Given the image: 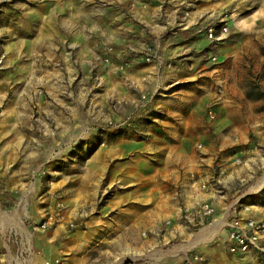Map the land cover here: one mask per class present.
<instances>
[{
    "label": "crops",
    "instance_id": "crops-1",
    "mask_svg": "<svg viewBox=\"0 0 264 264\" xmlns=\"http://www.w3.org/2000/svg\"><path fill=\"white\" fill-rule=\"evenodd\" d=\"M25 1L31 12L27 18L37 27L26 37V53L37 50V58L44 64L48 59L57 73H68L67 78L51 76L52 82L78 81L75 76L79 72L82 80L95 74L100 86L111 88L112 93L119 76L126 72L121 79L127 87L125 97L137 109L142 94L151 107L145 113L150 123L142 125L140 134L112 136L104 151L95 149L102 159L100 166L108 168L111 163L110 176L104 180L90 175L84 180L120 184L114 185L105 210L98 212V207L84 205L70 212V217L75 213L82 218L79 226L71 227L74 231L66 226L75 218L58 224L64 210L54 227H48L47 235L39 239L34 233L36 262L54 264L60 259L63 264H94L87 253H74L86 246L93 249L101 230L110 227L115 233L140 232L138 238L113 239L130 248L132 257L127 264H133L135 257L142 264H187L188 259L190 264H246L248 260L264 264V253L231 254L224 227L235 213L250 217L253 202L248 199L264 188V176L256 177L253 191L237 189L232 193L234 183L245 186L253 177L248 168L238 166L244 158L254 154L260 158L251 167H263L264 77L258 80L260 90L250 88L255 73L262 71L264 52L211 50L206 38V28L214 19L234 12V8H253L249 14L252 29L247 31H264V13L260 14L264 2ZM16 39L14 46L12 42L9 48L4 46V50L16 51L15 59L16 54L24 55L21 48L17 52L22 37ZM148 53L158 59L146 63L143 56ZM212 56L216 62H211ZM17 66L22 69L21 64ZM121 66L125 70L121 71ZM209 111L214 119L208 117ZM67 188L73 192L67 201H74L80 188ZM240 201L243 203L237 204ZM205 205L213 209L212 214H206ZM259 207L263 210L264 204ZM104 214H111L114 221L110 225L101 221ZM171 242L178 243L176 248L185 247L168 256L152 254L153 247Z\"/></svg>",
    "mask_w": 264,
    "mask_h": 264
},
{
    "label": "rangeland",
    "instance_id": "rangeland-1",
    "mask_svg": "<svg viewBox=\"0 0 264 264\" xmlns=\"http://www.w3.org/2000/svg\"><path fill=\"white\" fill-rule=\"evenodd\" d=\"M29 9L25 0H0V212L15 213L24 229L22 231L12 224L0 223V264H43L40 260L36 262L34 258L37 255L34 233L39 235L36 237L40 239V235H47L48 227H54V224H51L48 229L39 228L49 214L54 212L57 202L62 201L64 206L68 207L67 214V208L64 207L63 218L58 224L64 221L70 223L69 218H75L71 219L66 230L79 226L78 222L82 218L75 213L70 217V212L78 207L91 205L98 207V212L105 210L111 193L115 191L114 185L120 184L108 186L104 181L84 180V176L90 175L99 178L102 176L104 180L110 176L111 163H108V168L100 166L102 159L95 149L101 148L104 151L112 136H121L127 132L138 135L142 125L150 123L145 118V113L151 107L141 97L142 94L137 99L140 101L137 109L128 101V97H125L127 87L126 84L125 87L122 86L121 79H125L123 74L126 72H121L122 75L119 73L121 78L118 79V84L113 86L112 93L111 88L100 86L95 74H92L90 79L82 80L83 73L79 72L75 76L78 81L67 82L65 79L59 85L52 82L51 76L67 78L68 73L60 70L57 73L52 68L54 64L51 65L48 59L44 60V64L37 58V50L26 53L29 42L26 37H30L37 28L33 20L30 22L27 18L31 13L28 12ZM261 10L260 14H263L264 9ZM232 11L218 16L208 26L221 20L225 24L228 23L226 26L229 30L223 44L209 42V48L264 52V31H247L252 29V17L249 14L254 12V9L234 8V12ZM18 37H22V45H17V52H20L21 48L24 55L16 54L15 59L16 51L4 50V46L9 48L11 42V46H14L13 42L18 41ZM143 57L146 63L158 59L155 54L150 61ZM107 59L109 62V58ZM7 63L11 65H5ZM261 63L262 71L255 73V82L253 81L250 88L254 92L260 90L258 80L264 77V61ZM18 64H21L22 69L18 68ZM9 69L11 85L7 81ZM120 70H125L124 66H121ZM4 75L7 77L5 80ZM122 144L125 143H120V146ZM256 158L260 157L252 154L240 162L238 166L248 168L253 177L251 181L247 180L245 186L234 183L232 193L237 189H243L244 193L253 191L256 177L260 180L264 176V158L260 159L263 167H251ZM122 160L123 158L120 159ZM70 186L80 188L75 192V200H70L71 203L76 201L74 206L69 205L70 202L67 201L73 193L67 188ZM251 198L248 201L253 202V207H250V204H244V207L249 206L253 213L245 218H252L264 228V209L259 207L264 204V188ZM239 203L243 202L237 204ZM256 204L259 206H255ZM104 216L101 220L104 225H110L114 221L111 214ZM4 232L5 235L11 233L12 236L11 243L8 244L12 260L8 261L2 242ZM139 235L138 230L133 234L127 231L115 233L108 227L106 231L102 229L98 234V244L93 249L89 246L82 247L74 254L87 253L94 264H127L129 260L131 262L132 257L131 251L128 253L130 248L117 245L113 239L126 240L129 236L138 238ZM176 244L178 243L171 242L166 246L153 247L152 251L170 250L175 248ZM137 258L139 257H135L133 264H142L143 261H138ZM200 263L202 264L201 261ZM246 264L253 262L248 260Z\"/></svg>",
    "mask_w": 264,
    "mask_h": 264
},
{
    "label": "built area",
    "instance_id": "built-area-1",
    "mask_svg": "<svg viewBox=\"0 0 264 264\" xmlns=\"http://www.w3.org/2000/svg\"><path fill=\"white\" fill-rule=\"evenodd\" d=\"M228 33V27L224 22L219 20L218 22L212 24L206 29V38L212 44H217L225 38ZM108 52L110 50H107ZM153 58V54L148 53L146 60L150 61ZM105 62H108V59H104ZM211 62H216V57H211ZM208 117L214 119V114L212 111L208 112ZM64 204L57 202L55 205L54 212L49 214L47 219L39 226L41 229H46L49 225L54 224L58 218H62V212L64 211ZM204 210L206 214H212L213 209L205 205ZM227 229L226 242L228 244V251L231 254H249L252 252L264 253V228H261L252 218H242L238 213L226 222L225 226ZM3 234V244L6 251L5 257L6 261L9 259L12 260L10 255V249L8 244L11 243V233L5 235ZM187 264L191 263V260H186ZM44 264H50L46 262ZM54 264H63L62 260L58 259Z\"/></svg>",
    "mask_w": 264,
    "mask_h": 264
},
{
    "label": "bare ground",
    "instance_id": "bare-ground-1",
    "mask_svg": "<svg viewBox=\"0 0 264 264\" xmlns=\"http://www.w3.org/2000/svg\"><path fill=\"white\" fill-rule=\"evenodd\" d=\"M0 223L2 225L12 224L15 228L24 231L23 225H22L21 221L19 220V217L15 213H13V214H11V213L10 214H7L5 212H0ZM184 247L185 246H181V247L179 246L177 248L175 247L173 249L166 250L164 253L163 252H160V251L154 250V251H152V254L159 253V254L167 255L168 256V255H170L172 253H175L178 250H182Z\"/></svg>",
    "mask_w": 264,
    "mask_h": 264
},
{
    "label": "trees",
    "instance_id": "trees-1",
    "mask_svg": "<svg viewBox=\"0 0 264 264\" xmlns=\"http://www.w3.org/2000/svg\"><path fill=\"white\" fill-rule=\"evenodd\" d=\"M258 96H259V97H261V96H262V94H259Z\"/></svg>",
    "mask_w": 264,
    "mask_h": 264
}]
</instances>
